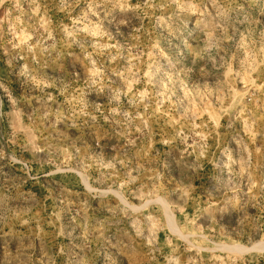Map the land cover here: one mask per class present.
Listing matches in <instances>:
<instances>
[{
  "label": "rangeland",
  "instance_id": "obj_1",
  "mask_svg": "<svg viewBox=\"0 0 264 264\" xmlns=\"http://www.w3.org/2000/svg\"><path fill=\"white\" fill-rule=\"evenodd\" d=\"M0 264H264V0H0Z\"/></svg>",
  "mask_w": 264,
  "mask_h": 264
}]
</instances>
